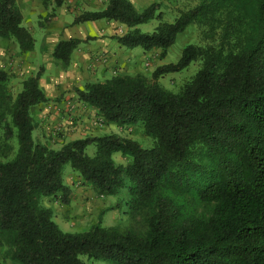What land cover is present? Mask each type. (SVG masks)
Instances as JSON below:
<instances>
[{"label": "trees", "instance_id": "1", "mask_svg": "<svg viewBox=\"0 0 264 264\" xmlns=\"http://www.w3.org/2000/svg\"><path fill=\"white\" fill-rule=\"evenodd\" d=\"M161 17L159 3L138 10L129 0H107L72 22H117L126 27L115 37L120 46L158 49L159 59L189 25L203 28L202 45L187 44L176 62L156 66L149 76L116 74L74 90L99 123L140 127L152 140L147 148L116 133L58 148L35 141L30 109L50 101L39 87L40 73L21 79L13 95L9 83L16 78L0 69L3 261L264 264V0H195L172 22ZM153 18L159 21L153 31L138 28ZM0 38L22 54L34 48L16 0H0ZM88 39L58 41L54 61L67 69L72 52ZM193 62L199 67L176 92L158 84ZM116 153L124 162L114 160ZM66 166L95 196L124 188L126 214L138 227L103 226L99 219L82 231L61 230L45 201L72 200Z\"/></svg>", "mask_w": 264, "mask_h": 264}, {"label": "crops", "instance_id": "2", "mask_svg": "<svg viewBox=\"0 0 264 264\" xmlns=\"http://www.w3.org/2000/svg\"><path fill=\"white\" fill-rule=\"evenodd\" d=\"M129 1L135 5L141 0ZM106 2L63 0L55 6L53 0H16L22 25L34 38V48L22 54L13 42L0 38V69L19 81L39 71V87L50 99L32 107L36 122L32 135L39 143L58 148L64 142L85 136H123L117 132L121 127L99 123L95 110L78 102L74 90L83 88L88 81H102L116 74L143 73L142 67L159 50L145 51L137 59V50L126 49L115 39L126 31L125 26L104 20L72 23L83 11L98 10ZM70 38L89 39L72 52L69 67L62 70L52 54L58 41ZM147 70L151 73L153 68ZM51 201L47 199L45 204L50 206Z\"/></svg>", "mask_w": 264, "mask_h": 264}, {"label": "rangeland", "instance_id": "3", "mask_svg": "<svg viewBox=\"0 0 264 264\" xmlns=\"http://www.w3.org/2000/svg\"><path fill=\"white\" fill-rule=\"evenodd\" d=\"M153 2L159 3L162 14L161 21L164 22H172L181 12L195 5V0H141L135 4L136 6H133L138 10H142ZM158 22L159 21L156 18H153L146 23L140 24L138 28L142 32H151ZM202 30L203 28L199 25H189L182 33H179L176 36L174 43L168 48L163 59H159V51L155 56H152L148 59L149 64L142 67L143 70L145 69L148 72L144 70L141 74L149 76L150 72L147 70V68L150 66L154 69L160 64L176 62L181 54L182 49L187 44L202 45L205 42L202 37ZM133 49L137 50L136 52H138L136 54L137 59H139L145 53V51L139 47H135ZM198 67L199 63L193 62L180 72L170 73L159 78L158 84L167 90L176 92L182 83L195 73ZM9 85L13 95H15L21 87L20 81L17 79H12ZM30 113L34 119L32 108L30 109ZM117 132L121 133L124 137H129L137 141L142 147L147 148L152 145L151 138L145 136L141 128L138 126L121 127L117 129ZM11 145L14 149L16 145L15 140L11 141ZM13 149L9 153L10 156L13 154ZM94 150L95 148L93 145H90L87 148V152L90 155L93 154ZM113 158L117 163L124 162L119 153L114 154ZM70 171V168L66 166L64 168L63 175L65 183L68 184L72 189V200L68 205H61L55 200H52L50 204L53 209L54 221L61 230L67 232L82 231L87 229L92 223H96L99 219L101 220V224L103 226L117 225L122 228L128 226H132L134 228L138 227V224L130 222L126 214V202L128 200V196L124 188L120 190L116 196H95L90 189L80 186L77 183V177H75V175ZM0 264L10 263L8 261H3L0 258ZM88 264H107V262L88 261Z\"/></svg>", "mask_w": 264, "mask_h": 264}]
</instances>
